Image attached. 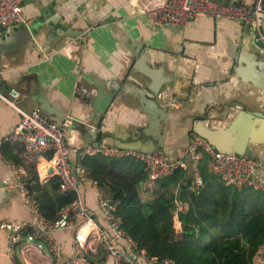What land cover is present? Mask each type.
<instances>
[{
    "label": "crops",
    "instance_id": "0c3cea01",
    "mask_svg": "<svg viewBox=\"0 0 264 264\" xmlns=\"http://www.w3.org/2000/svg\"><path fill=\"white\" fill-rule=\"evenodd\" d=\"M141 2L26 0L29 22L0 29V92L15 88L18 107L38 108L66 125L79 195L101 224L106 217L98 207L99 192L107 191L117 201L81 165L82 150L90 146L140 153L162 148L171 160L185 164L179 169L192 180L189 145L194 134L209 128L219 134L218 150L239 154L246 149L240 155L261 163L258 174L264 179V50L255 41L262 29L204 14L185 26H153L136 10ZM78 85L96 89V94L85 98ZM20 118L0 99V219L33 222L35 213L18 188L11 163L28 180L37 177L45 184L52 178L51 153L34 154L21 142L6 140ZM112 159L97 175L103 182L125 190L135 186L144 198L152 194L158 179L145 166L121 168ZM201 164L202 178L203 171L216 176L204 158ZM186 179L178 185L189 188ZM73 234L74 227L54 231L62 247L57 257L31 230L19 235L9 254L6 234L0 231V264H64L73 250ZM107 264H113L110 258Z\"/></svg>",
    "mask_w": 264,
    "mask_h": 264
},
{
    "label": "built area",
    "instance_id": "2783aa9c",
    "mask_svg": "<svg viewBox=\"0 0 264 264\" xmlns=\"http://www.w3.org/2000/svg\"><path fill=\"white\" fill-rule=\"evenodd\" d=\"M26 0H0V29H10L20 23H28L23 5ZM136 10L148 18L153 26H185L200 14L208 15L217 20L234 19L250 26L255 31L262 29L264 19V0L250 2H220L218 0H142L134 5ZM257 33V32H255ZM264 40V35L255 34V41ZM264 49V47H263ZM85 98L96 94V89L83 85L76 87ZM19 91L15 88L8 93L0 92V99L11 105L20 115V121L6 137L7 141L21 142L26 150L34 154L51 153L52 171L50 177H58L63 191L74 192L76 199L70 206L63 209L54 221L45 220L40 213L36 201L32 198L28 179L20 169L11 163L17 171L18 188L25 197L26 203L35 213L33 222H9L0 219V231L6 234V246L12 252L19 235L32 231V236L48 242L56 256L61 252V245L54 238V231L69 230L74 227L72 252L64 264H107L110 258L113 264H176L174 261L148 256L145 251H137L133 237L129 235L116 214L117 203H113L111 195L104 190L98 194V207L104 212L106 223L101 224L86 207L79 195V177L71 168L70 156L74 150L67 142V127L50 119L40 109L25 111L18 107L15 99ZM83 156L102 155L106 158L134 156L141 160L153 179L172 175L185 166L182 161L171 160L164 149L156 148L149 153L125 150L118 146L94 145L82 150ZM203 156V157H202ZM188 158L193 166L192 180L186 179L192 194L202 190L204 180L200 173L202 158L211 164L214 174L224 182L239 187H254L264 190V179L259 177L261 167L255 158L247 155L226 153L212 145L200 134H194L189 145ZM184 211L180 199L174 201V227L182 233L184 224L179 213Z\"/></svg>",
    "mask_w": 264,
    "mask_h": 264
},
{
    "label": "trees",
    "instance_id": "16d2710c",
    "mask_svg": "<svg viewBox=\"0 0 264 264\" xmlns=\"http://www.w3.org/2000/svg\"><path fill=\"white\" fill-rule=\"evenodd\" d=\"M106 160L100 155L84 156L81 165L90 169V177L97 179L101 189L114 195L116 214L133 237L137 251L176 264H255L256 258L264 254L263 189L231 185L217 175L209 178L203 171L204 185L194 195L186 184L178 185L188 176L178 169L158 179L152 194L144 198L135 186L125 190L103 182L97 175L102 174ZM112 164L121 168L144 166L131 156L113 158ZM27 183L41 216L47 221H54L61 209L76 199L74 192L61 189L58 177L45 184L37 177ZM178 188H182L181 200L187 205V210L179 213V219L193 226L191 231L184 226L182 233H177L174 227Z\"/></svg>",
    "mask_w": 264,
    "mask_h": 264
},
{
    "label": "water",
    "instance_id": "95a60500",
    "mask_svg": "<svg viewBox=\"0 0 264 264\" xmlns=\"http://www.w3.org/2000/svg\"><path fill=\"white\" fill-rule=\"evenodd\" d=\"M262 31H263V34H264V19H263V23H262ZM261 48H262V50H264L263 49V47H264V40L263 39H261L260 41H258V42H256ZM254 113V115H256V113L255 112H253ZM229 127L230 128H232V127H234L233 125H229ZM228 127V128H229ZM199 133H200V135H202L203 137H205L207 140H209V142L212 144V145H214L215 146V148L216 149H221V146H220V140H219V134L217 133V130H214V129H209L208 128V130L206 131H203V130H199L198 131ZM222 149H223V147H222ZM225 151H229L228 149H225ZM237 153H239V154H243V153H245V152H247L246 151V149L244 150V151H242V152H239V151H236ZM227 153V152H226ZM245 155V154H244ZM181 194H182V188H180V189H178V191H177V195H176V197H177V199L178 198H181ZM262 262H264V254H263V260H262Z\"/></svg>",
    "mask_w": 264,
    "mask_h": 264
},
{
    "label": "rangeland",
    "instance_id": "374dc122",
    "mask_svg": "<svg viewBox=\"0 0 264 264\" xmlns=\"http://www.w3.org/2000/svg\"><path fill=\"white\" fill-rule=\"evenodd\" d=\"M260 169V168H259ZM258 169V171H259ZM262 252H264V247L261 249ZM263 260V255H259L256 260H255V264H264V262L261 263V261Z\"/></svg>",
    "mask_w": 264,
    "mask_h": 264
}]
</instances>
